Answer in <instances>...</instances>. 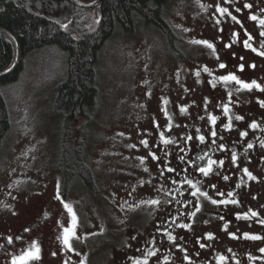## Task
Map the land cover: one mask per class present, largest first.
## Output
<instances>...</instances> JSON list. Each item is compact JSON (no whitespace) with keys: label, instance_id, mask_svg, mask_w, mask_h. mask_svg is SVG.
Wrapping results in <instances>:
<instances>
[{"label":"rangeland","instance_id":"obj_1","mask_svg":"<svg viewBox=\"0 0 264 264\" xmlns=\"http://www.w3.org/2000/svg\"><path fill=\"white\" fill-rule=\"evenodd\" d=\"M221 1L224 0L169 1L166 15L181 37L182 53L178 57L168 53L167 40L160 29L141 25L133 34H114L102 48L97 63L98 110L82 135L85 156L98 176L101 196L95 202L93 196L85 195L80 212L88 230L100 229L101 264L114 259L109 236L115 239V256L122 257L120 250L128 244L126 236L134 232L131 224L147 218L140 228L145 231L173 203L162 186L171 181L173 174L169 171L172 168H162L164 157L172 158L183 144L199 140L204 134L215 141L223 137L219 134L221 121L211 119L214 101L221 109L223 106L209 94L208 72H203L205 67L219 69L217 61H213L219 53L209 38L219 34L217 9ZM250 15L247 21L253 35L260 15ZM89 23L91 27L97 24L95 15ZM194 41H208L213 48ZM64 76L61 52L54 47L39 48L26 55L18 79L1 87L11 124L0 144V211L15 207L16 213H22L32 202L55 194V168L64 128L54 100L57 84ZM236 120L227 127L230 135L244 132ZM80 125L77 122L75 129L80 130ZM248 130L252 137L246 136V145L252 147L241 151V167L234 179L240 195L264 203V124L250 125ZM142 140L148 141L147 147ZM153 153L158 156L153 158ZM244 169L255 179L249 178ZM189 181L173 180L183 191L201 192ZM208 191L220 203L230 198L217 183ZM197 196L202 197L199 193ZM78 211L76 207L74 212ZM228 264H235L232 258Z\"/></svg>","mask_w":264,"mask_h":264},{"label":"flooded vegetation","instance_id":"obj_2","mask_svg":"<svg viewBox=\"0 0 264 264\" xmlns=\"http://www.w3.org/2000/svg\"><path fill=\"white\" fill-rule=\"evenodd\" d=\"M220 4V8H227L228 13H217L219 34L208 37L219 53L218 60L213 58L219 69L209 68L207 86L211 97L220 100L223 106L221 109L214 101L215 111H212L217 123L221 121L222 129L219 134L223 137L215 141L210 135L204 134L203 142L194 138L183 144L177 154L173 153L172 158L164 157L162 168H172L173 174L171 181L168 180L162 186L167 188L173 203H169L165 214L156 216L147 230L140 229L147 218L131 224L130 230L134 232L126 236L128 244L120 250L122 257L115 256L118 251L115 249V239L112 235L109 236L111 239L107 241L114 259L108 264H134L135 260L144 261L145 258L147 264H228L230 258L235 264L264 263V252L261 251L264 249V223H261L264 221V203H257L250 197L240 195L234 179L241 167V151L248 146L246 136H251L249 126L253 123L264 124V106L260 103L264 101V56L260 55L264 52V24L260 23L263 19L261 16L264 17V0H224ZM250 13L260 15L258 30L253 31V35L247 21ZM233 16L236 20L232 19ZM72 21L69 26H72ZM246 40L251 47L244 46ZM221 64L225 67L221 68ZM229 75L235 76L242 83L219 79ZM244 83L252 87L244 88ZM225 105L228 107L227 112ZM235 106L237 108L233 112ZM237 116L242 117L236 122L246 133L244 136L239 133L230 135L225 127L234 123L233 119ZM85 146L86 143L82 146L81 153L92 173L90 181L78 172L67 178L65 167L56 165L54 195L32 202L22 213H16L15 207L0 211V264H13L14 257H24L29 250L34 251V244L39 248V259L18 260L17 264H101L100 229L97 227L88 230L89 226L80 214L81 205L85 203L82 199H87L84 198L85 195L93 196L95 202L101 196L98 176L87 161ZM233 153L236 155L235 162L232 159ZM209 159L216 163L212 164L211 171L205 175L199 169L207 167ZM155 163L161 169L160 161L156 160ZM182 179L193 181L201 192L190 194V189L183 191L178 188L173 180ZM213 183L222 186L228 194L231 193L228 196L230 198L222 201L235 200L237 203L218 202L219 199L208 191ZM198 193L202 197H198ZM72 201L76 203L73 204ZM65 204L71 206L72 213L65 208ZM93 204L96 208V204ZM76 207L78 214L74 212ZM252 212L256 215L252 216ZM73 213L76 217L75 225ZM246 213L249 215L244 218ZM185 224L190 227H182ZM66 228L70 230V248L63 243ZM245 233L248 234L247 237ZM169 234L174 239L170 240ZM208 234H211V239ZM252 236L259 239L250 238ZM149 251L154 252V255L149 256ZM221 256L225 259L220 260Z\"/></svg>","mask_w":264,"mask_h":264},{"label":"trees","instance_id":"obj_3","mask_svg":"<svg viewBox=\"0 0 264 264\" xmlns=\"http://www.w3.org/2000/svg\"><path fill=\"white\" fill-rule=\"evenodd\" d=\"M169 1L102 0L97 6L99 21L91 27L89 21L95 14L94 7H84L70 0H0V25L9 30L20 45L16 66L0 76V144L11 124L2 85L18 79L29 52L54 47L61 52L65 63V76L57 84L54 100L55 111L61 116L64 128L56 165L65 167L67 178L78 172L90 181L91 170L82 159V146L86 143L82 135L86 132L87 122L98 110L97 63L102 48L114 34H133L141 25L160 29L165 34L168 53L181 55V37L166 15ZM64 6L75 7L71 27L61 26L32 9L52 12ZM12 59V42L0 33V69L7 67ZM77 122H81L80 130L75 129Z\"/></svg>","mask_w":264,"mask_h":264},{"label":"snow or ice","instance_id":"obj_4","mask_svg":"<svg viewBox=\"0 0 264 264\" xmlns=\"http://www.w3.org/2000/svg\"><path fill=\"white\" fill-rule=\"evenodd\" d=\"M245 7H251V5H245ZM217 10H218L221 14L228 13V9H227V8H218ZM237 11H240V9H237ZM229 15H231V14L229 13ZM251 18H252L253 20L256 19L255 16H253V17H251ZM232 19H233V20H236V17L233 16ZM260 23H261V24H264V20L260 21ZM262 35H264V33H262ZM194 43L205 44V45H207L209 48H213V45L210 44L208 41H194ZM244 46H245L246 48H247V47H251V45L249 44V42H248L247 40L244 42ZM253 51H255V49H253ZM260 55L264 56V52H261ZM241 59H243V58H241ZM253 66H254V65H253ZM220 67L223 68V67H225V65H224V64H221ZM242 68H243V65H241V69H242ZM204 71H205V72H208L209 69H208L207 67H205V68H204ZM196 75L199 76V72H197ZM219 79H220V80H224V81L235 80L237 83H242L241 81L237 80V78H236L235 76H233V75L220 77ZM252 84L254 85V84H255V81H253ZM243 87H244V88H251L252 85L247 84V83H244V84H243ZM257 87H258V86H257ZM260 103H261V106H264V101H261ZM181 111H184V109H181ZM227 111H228V107H227V105H225V112H227ZM211 119H212V121L214 122L216 118H215V117H212ZM236 119H237V120H240V119H242V117L237 116ZM225 127H226V128H227V127H230V124H229V125H225ZM251 127H256V124L253 123V124L251 125ZM212 135H213V136L216 135L215 131L212 132ZM244 135H246V133L242 132V133H241V136H244ZM161 139H163V133H161ZM188 139H191V137H188ZM199 140H200L201 142H203L204 137H203V136H200V137H199ZM141 143H142L145 147L148 146V141H147V140H142ZM164 143L167 144V143H169V141H168V140H164ZM132 147H135V146L133 145ZM221 147H223V145H221ZM248 147L251 148L252 145L249 144ZM152 155H153V158H156L154 153H153ZM143 159H144V158L142 157V158H141V161H142V162H143ZM181 159H183V157H181ZM201 159H203V157H201ZM232 159H233V162H235V160H236V155H235V153H233ZM214 163H216V162H215V161H212L211 159H209L207 167L200 168L199 170H200L202 173H204L205 175H207V174L211 171V166H212V164H214ZM220 164H223V161H220ZM169 171H172V169H169ZM244 171L248 174L249 178H251V179H255V177H253V176L251 175V173L248 172L247 169H244ZM225 179H227V177H225ZM189 183H191V181H189ZM205 195H206V194H205ZM229 195H231V193H229ZM58 198H59V197H58ZM212 202H213V203H217V201H212ZM228 202H231V203H237V201H235V200H232V201H221V203H228ZM150 203H157V201H150ZM64 206H65V208L68 209V211H69L70 213H72V208H71L70 205L65 204ZM193 215H194V214H193ZM248 215H249V214L246 213L244 218H247ZM251 215H252V216H255L256 213H255V212H252ZM72 218H73V225H75L76 217H75V214H74V213L72 214ZM237 218H238V219L240 218L239 214L237 215ZM261 223H264V221H261ZM182 227L187 228V227H190V226L187 225V224H185V225H182ZM225 228H227V225H225ZM64 232H65V235H64V238H63V243H64L65 246H67V247L70 248V247H71V245H70V243H69V233H70V230L66 228V229L64 230ZM72 235H74V233H72ZM245 236L247 237L248 234L245 233ZM133 238H134V237H133ZM168 238H169L170 240H171V239H174V237H172L171 234H169V237H168ZM208 238H209V239L212 238L211 234H208ZM250 238H252V239H259V237H256V236H252V237H250ZM201 247H204V245L201 244ZM33 249H34V251H33V250H29V252L26 253L24 257H19V258L14 257V258H13V264H17V261H18V260L23 261V260H25V259H39V255H38V254H39V248H38V246H36V245L34 244V245H33ZM261 251L264 252V249H261ZM55 254H56V253H53V255H55ZM148 255H149V256H150V255H154V252L149 251V252H148ZM165 259H167V258H165ZM185 259H187V257H185ZM224 259H225V258H224L223 256L220 257V260H224ZM81 264H83V262H81ZM134 264H147V259L145 258L144 261H140V260L137 259V260L134 261Z\"/></svg>","mask_w":264,"mask_h":264},{"label":"water","instance_id":"obj_5","mask_svg":"<svg viewBox=\"0 0 264 264\" xmlns=\"http://www.w3.org/2000/svg\"><path fill=\"white\" fill-rule=\"evenodd\" d=\"M75 3L81 4L86 7H92L95 6L97 3H99L102 0H70ZM32 9L36 12L43 13V11L38 10L36 7H32ZM75 9L72 8H64L63 10H58L57 12H45L46 16L52 20H55L59 23H66L70 21V19L74 16ZM0 33L5 35L7 38H9L14 47V57L12 62L5 68L0 69V76L7 74L10 72L17 64L19 55H20V49H19V43L16 39V37L6 28L0 25Z\"/></svg>","mask_w":264,"mask_h":264},{"label":"bare ground","instance_id":"obj_6","mask_svg":"<svg viewBox=\"0 0 264 264\" xmlns=\"http://www.w3.org/2000/svg\"><path fill=\"white\" fill-rule=\"evenodd\" d=\"M53 12V11H52Z\"/></svg>","mask_w":264,"mask_h":264}]
</instances>
